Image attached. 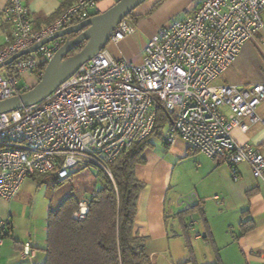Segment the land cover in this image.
<instances>
[{
  "label": "built area",
  "instance_id": "obj_1",
  "mask_svg": "<svg viewBox=\"0 0 264 264\" xmlns=\"http://www.w3.org/2000/svg\"><path fill=\"white\" fill-rule=\"evenodd\" d=\"M97 6L98 0H77L47 26L35 28L23 0H9L0 14L10 25L0 64L91 16L90 9ZM263 13L264 0H202L193 13L161 25L141 61L116 58L106 46L43 100L0 113V197L15 198L33 174L53 173L61 179L75 167L91 164L111 175L110 162L153 132L160 108L168 119L163 131L167 146L184 139L191 148L227 163L235 179L237 164L247 162L264 182V155L232 135L244 118L264 122L257 115L264 82H215L244 43L264 29ZM134 31L125 18L110 41ZM65 40L55 38L1 67L0 99L28 90V84L19 85L26 74L37 82ZM199 203L196 193L180 200L183 209ZM87 210V202H80L74 217H85ZM8 223L0 218V246ZM36 254L26 242L20 257Z\"/></svg>",
  "mask_w": 264,
  "mask_h": 264
},
{
  "label": "crops",
  "instance_id": "obj_2",
  "mask_svg": "<svg viewBox=\"0 0 264 264\" xmlns=\"http://www.w3.org/2000/svg\"><path fill=\"white\" fill-rule=\"evenodd\" d=\"M77 0H23L29 7L33 25L35 28H43L55 20L64 8ZM118 0H98V6L90 9V15L105 11ZM202 0H147L137 7L127 20L135 26V31L125 38L112 42L108 48L111 54L120 59H129L134 62L141 61L144 49L156 30L167 23L173 17H185L193 13ZM9 0H0V14ZM264 17V13H263ZM10 31L7 21L0 18V48L6 42V36ZM137 34V37H135ZM264 29L252 40L244 43L234 62L227 68L223 75L216 79V83H232L238 86H248L254 83L264 82ZM23 83L20 86L36 83L35 78L26 74L21 77ZM257 115L264 117V100L257 107ZM232 135L239 143H248L259 149L264 155V122L253 123L249 118H244L239 126L232 129ZM199 151L191 148L184 139H178L176 143L166 149L153 146L146 148L144 156L146 163L136 169L138 176L144 180L139 203L138 216L135 229L142 235H147V251L149 239L157 240L167 235V225L171 219L184 224L178 212L172 208V204H180L172 200L170 186L176 168V162L168 155L181 156ZM202 152V151H201ZM205 154V153H204ZM198 155L199 167L205 168V174L216 175L213 181L217 182L221 194L210 195L196 193L202 201V208H195L188 216L190 230L196 231L195 238L214 240L217 243L215 232L212 230L211 220L207 216L208 201L216 199L227 204L234 199L239 210L238 227L240 233L235 236L241 250V259H236L234 264H263L264 263V182L254 176L252 167L247 162L237 164L238 178L233 177L230 166L218 159ZM32 177L24 180L18 195L7 200L0 197V218L9 220L11 225L8 234L0 246V264H44L47 247V219L48 215L41 219L31 209H24L23 202L34 192L35 182ZM183 209V208H182ZM181 209V210H182ZM186 220V218H185ZM244 220L250 225L244 230L240 222ZM179 221V222H178ZM187 221H189L187 219ZM193 221L194 224H193ZM197 226L201 229H197ZM248 227V226H247ZM200 230H203L200 231ZM147 233V234H144ZM150 236V237H149ZM26 242H30L36 248L34 258H21L20 252ZM219 248V246H218ZM149 253V252H148ZM152 253H149L152 256ZM219 264H229L221 255H218ZM152 259V257H151ZM164 263L155 264H179L173 254L163 258ZM153 264V262H152Z\"/></svg>",
  "mask_w": 264,
  "mask_h": 264
},
{
  "label": "trees",
  "instance_id": "obj_3",
  "mask_svg": "<svg viewBox=\"0 0 264 264\" xmlns=\"http://www.w3.org/2000/svg\"><path fill=\"white\" fill-rule=\"evenodd\" d=\"M75 36L76 34H70L66 38ZM82 47L83 45L75 47L70 54ZM34 84L35 82L29 88ZM167 120L165 112L158 109L153 132L124 149L110 162L111 175L103 171V186L87 201L85 217H74L83 201L73 197H68L57 210L49 212L44 264H152L147 251L148 236L135 229L139 198L145 187V182L138 176L136 169L146 163L144 151L153 146L150 137L153 134L163 136ZM42 175L44 174H33L30 177L37 179ZM53 175L56 181L64 179ZM195 208L201 209L202 201L178 213L186 230L190 228L188 216ZM9 223L5 237L11 231ZM247 223L244 220L240 222L244 230L250 227ZM179 264L197 263L191 258Z\"/></svg>",
  "mask_w": 264,
  "mask_h": 264
},
{
  "label": "rangeland",
  "instance_id": "obj_4",
  "mask_svg": "<svg viewBox=\"0 0 264 264\" xmlns=\"http://www.w3.org/2000/svg\"><path fill=\"white\" fill-rule=\"evenodd\" d=\"M176 18L181 17L177 16ZM111 44L112 42L109 41L107 48H110ZM21 83H23L22 80ZM150 140L155 146L164 149L168 147L163 142V136L158 134H153ZM198 155L206 156L201 151L181 156L172 153L167 156L176 162L173 182L170 186V194L172 200L175 199L174 202L193 193L200 195L203 193L212 197L214 194H221L219 191L216 192V189L220 188H218L217 182L213 181L216 175L205 174L206 167H199ZM70 172V175L61 181H56L53 173L32 179L35 182L34 192L25 199L22 207L24 209L34 207L37 216L44 220L51 210H57L68 197L87 202L94 192L103 186V170L95 165H79ZM234 207H237L234 199L228 201L227 204H222V201L216 199L208 201L207 216L211 220L212 230L215 232L219 248L215 239H196V231L186 230L180 223L171 219L167 225L166 237L157 240L149 239L148 252H153L151 256L153 264L164 263V256L171 257L172 254L177 257L176 261L178 262L193 258L197 264H215L220 253L229 264H234L236 259H241L240 246L234 239L240 233L239 210H235ZM172 208L178 212L181 211L183 205L179 202L174 203ZM197 229H201V227L197 226ZM200 231L203 232V230Z\"/></svg>",
  "mask_w": 264,
  "mask_h": 264
},
{
  "label": "water",
  "instance_id": "obj_5",
  "mask_svg": "<svg viewBox=\"0 0 264 264\" xmlns=\"http://www.w3.org/2000/svg\"><path fill=\"white\" fill-rule=\"evenodd\" d=\"M146 1L118 0L105 11L91 15L76 24L59 30L51 37L17 52L4 64H0L1 68L12 63L16 58L35 51L40 45L55 38H66L70 34H76L74 38H66L64 44L47 63L41 78L31 88L11 97L0 99V113L32 105L47 97L56 87L71 77L84 62L90 60L105 48L118 24ZM79 45H83V47L79 51L70 54Z\"/></svg>",
  "mask_w": 264,
  "mask_h": 264
}]
</instances>
